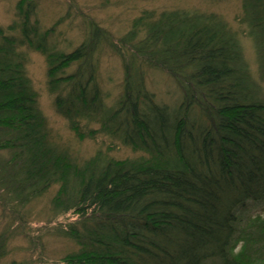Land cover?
Masks as SVG:
<instances>
[{
	"label": "trees",
	"instance_id": "16d2710c",
	"mask_svg": "<svg viewBox=\"0 0 264 264\" xmlns=\"http://www.w3.org/2000/svg\"><path fill=\"white\" fill-rule=\"evenodd\" d=\"M16 6L20 21L0 26V152H10L0 159L3 208H23L59 185L54 210L79 217L64 231L79 250L63 264H264V217L239 213L264 202V97L227 22L145 11L115 42L90 19L87 37L68 52L56 39L62 19L45 29L36 0ZM242 7L264 79V0ZM105 44L123 58L114 106L99 85ZM29 49L45 56L56 109L81 140L108 131L146 154L104 161L98 152L78 163L53 144L28 76ZM149 68L179 84L177 107L156 101ZM85 120L102 126L85 133ZM10 233L0 234V259Z\"/></svg>",
	"mask_w": 264,
	"mask_h": 264
},
{
	"label": "rangeland",
	"instance_id": "374dc122",
	"mask_svg": "<svg viewBox=\"0 0 264 264\" xmlns=\"http://www.w3.org/2000/svg\"><path fill=\"white\" fill-rule=\"evenodd\" d=\"M19 0H0V26L19 22L17 2ZM38 18L41 26L49 29L59 22L56 39L59 47L71 51L87 37V21L93 19L112 34L115 42L124 37L131 29L133 20L145 11L163 12L166 10H190L193 12L214 13L223 18L236 33L244 59L247 61L252 77L260 86L264 97V79L260 70L258 49L243 12V0H36ZM121 49V48H120ZM118 51V50H117ZM28 76L34 90L38 93L39 107L43 111L50 141L62 150H67L78 163L103 154L102 159H130L146 154L126 145L120 135L99 132L96 137L86 136L81 140L71 130L70 122L56 109L55 93L48 88L47 61L40 52L29 49ZM99 58V85L107 106H114L123 91V58L109 45L103 46ZM72 65L70 69H74ZM146 86L156 101L168 106H176L182 100V90L171 74L162 69L149 68L146 71ZM177 107V106H176ZM82 131L100 129L98 122L82 121ZM9 151H1L0 159L8 158ZM59 185L50 188L46 194L35 198L23 208L10 204L3 208L0 201V234L9 230V253L0 259V264L18 261L22 264H63L62 259L71 252L78 251L76 242L64 234L69 223L79 219L73 210L68 213L56 212L53 199ZM246 207H239L243 218L260 215L264 217V202H249ZM19 210V211H18ZM240 243L237 250L240 249Z\"/></svg>",
	"mask_w": 264,
	"mask_h": 264
}]
</instances>
